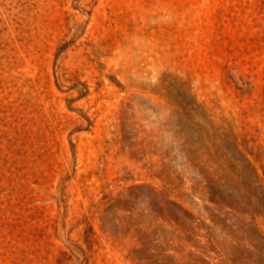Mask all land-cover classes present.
Here are the masks:
<instances>
[{"label": "rangeland", "instance_id": "374dc122", "mask_svg": "<svg viewBox=\"0 0 264 264\" xmlns=\"http://www.w3.org/2000/svg\"><path fill=\"white\" fill-rule=\"evenodd\" d=\"M0 264H264V0H0Z\"/></svg>", "mask_w": 264, "mask_h": 264}]
</instances>
